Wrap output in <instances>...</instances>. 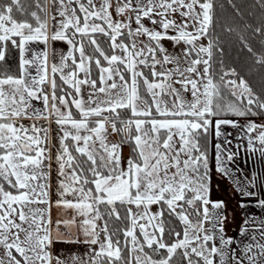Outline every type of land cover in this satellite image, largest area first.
Instances as JSON below:
<instances>
[{
  "label": "crops",
  "instance_id": "crops-1",
  "mask_svg": "<svg viewBox=\"0 0 264 264\" xmlns=\"http://www.w3.org/2000/svg\"><path fill=\"white\" fill-rule=\"evenodd\" d=\"M76 1L47 0L46 23L40 27L14 23L7 14L0 16V60L7 39L18 36L20 49V76L0 78V169L12 178L20 190L14 196L20 197L22 201L38 202L37 196L45 195V184L47 202L50 196H55L54 200L51 198L52 226L49 221L47 223L51 237L48 235L46 240H37L36 249L27 255V261L14 250L22 259V262H18L20 264H87L90 258V263L99 264L100 255L118 258L119 250L111 245L96 206L102 201L124 202L132 223L129 202L146 200L138 197L134 188L135 170L143 169L144 165L143 154L137 144L138 131L135 145L141 165L130 162L128 148L118 140L113 122L107 119L96 120L98 116L105 117L110 111L126 105L116 104L100 109L96 101V109L82 112L74 107L78 95L73 99L55 93L53 76L59 77L72 89L70 82L74 81L75 93L78 92L76 88L80 80L73 70L67 71L66 65L72 63L75 50L78 54L75 68L82 61L89 72L88 57L81 47L74 48L66 36L67 29L75 34L109 31L113 35L110 39L112 47L118 45L116 41L112 45V41L119 40L121 31L128 34L131 30L132 36L134 33L140 34L152 41L153 37L156 39L172 35L169 29L171 22L164 23L163 15L167 13L166 10L176 11L177 6L179 9L180 0H96L104 12L97 14L94 4L95 13L92 15L81 11ZM74 6L80 12V21ZM162 6L168 8L163 12ZM54 43L56 49L52 55L51 47ZM120 47L121 57L129 59L132 52L125 45V48ZM116 54L114 51L106 61L107 66L119 62ZM52 58L56 62L54 65ZM70 104L79 119L72 117ZM151 123L148 122L149 138L155 137ZM127 126L124 125L121 130L124 139L123 128ZM249 131L243 127L241 135L232 136L230 133V138L211 143L212 164L229 184V193L234 196L237 205L233 219H238L235 225L232 223L227 227L224 222L227 204L221 198L209 197L212 203V239L206 241L210 255L204 256L203 261L207 264H264V144L260 139L252 138ZM159 134L164 139L159 141L161 146H166L168 140L177 136L173 130H159ZM67 140H71L75 150L96 166L97 173L92 181L96 196L83 187L79 174L73 168ZM10 152L13 153V161L8 160ZM125 166L128 171L124 169ZM24 175L38 180L31 191L32 197L37 194L35 199L22 196L25 188L19 181L24 179ZM200 202L205 221L203 202ZM0 205L8 209L10 205L16 211L12 201L4 203L1 199ZM157 219L160 220V212ZM160 230V224L153 226L156 242L151 244L157 243L156 236Z\"/></svg>",
  "mask_w": 264,
  "mask_h": 264
},
{
  "label": "rangeland",
  "instance_id": "rangeland-1",
  "mask_svg": "<svg viewBox=\"0 0 264 264\" xmlns=\"http://www.w3.org/2000/svg\"><path fill=\"white\" fill-rule=\"evenodd\" d=\"M13 1L15 2V0ZM92 1L77 0L76 2L81 11H86L90 15L95 13L94 4L97 14L104 12L96 0ZM179 4L180 8L177 9V6L176 11H174L175 9L166 10L168 6H162V11L166 10V14H170L169 16L163 15L165 17L163 22H171L169 26L171 28H168L172 35L156 39L153 37L152 41L155 46L152 41L140 34L135 35L134 33L132 36L130 30L128 37L131 49L127 50L132 54L129 59L125 60L121 57L122 48L120 45L125 48L120 43L121 41L113 40L112 45H115V41L118 44L113 47H115L114 51L117 53L116 58L119 62L106 65L104 70H100L103 67H98L101 72L95 81L91 78L88 67L80 61L75 68L76 76L80 80L76 88L77 93H75L74 81L70 82L73 87L71 89L75 93L73 99H76V95H78L74 107L79 108L82 112L96 109L97 105L94 102L97 101L100 109L106 106L125 104L132 115L150 116L153 111L158 115L175 113L190 116L191 119L201 118V121L188 118L172 121L149 120L152 121L151 130L155 136L153 138L147 137L148 128L146 125L149 121H127L128 126L123 128V135L126 139L131 127H134L139 133L137 144L143 154L144 165L143 169L135 170L134 188L138 197L146 199L143 202H129L133 223L131 224V227L133 225L132 229L131 227V230L129 229L131 237H129L128 231L125 233L129 238V264L132 261L136 264H167V260L162 259V254L152 258L144 252L142 244L135 234L137 231L148 246L152 242H156L153 226L161 225L160 220L157 219V214L159 215L160 212V200L165 201L169 210L176 215L182 226L183 237L175 243L173 249H169L170 254L176 248L184 250L186 246H189L187 248H191L190 250L195 255L203 258H201L202 260H204V256H209L206 244L208 239H212L210 233L212 203L209 197L218 200L221 198L225 201V205L227 204V217L224 220L227 227L232 223L235 225V221L238 219H233L237 205L234 196L229 193V184L217 173L212 164L211 143L230 138V133L232 136L239 135L243 127L250 130L252 138H258L263 143L261 137L264 131V118H258L250 108L254 95L249 91L245 82L236 80L232 70L223 72L217 81L213 82L209 79L205 58L209 44L204 34L208 24L209 0L204 3H198L197 0H180ZM75 8L77 9V7H74V11ZM45 13H47V0ZM94 21L98 22L97 19ZM45 23L46 21L39 22L36 27L45 25ZM164 27H166L165 24ZM105 33L110 34V39L113 36L109 31ZM52 45V50L50 47L49 50L53 55L56 44ZM79 47L82 48L81 45ZM113 47L112 52H114ZM96 49L105 62L113 55L112 53L110 57H105L97 46ZM74 55L78 58L76 50L71 59V62L76 64L78 62L75 61ZM51 61L53 65L56 63L54 58ZM62 64L64 65V61ZM66 65L67 71L70 70L69 63ZM120 66L127 71V76L122 74ZM140 66L148 69L152 77H158L159 80L145 79L141 74ZM141 84H143L144 93L148 98L147 101L142 98L140 93L139 86ZM210 113L212 114L211 118H203V115ZM224 128H227L228 131ZM159 130H173L177 136L168 140L166 146H161L159 141L162 142L164 139L160 134L158 135ZM196 130H201L202 134L207 133V142L205 140L202 143L199 142L197 138L199 133L196 134ZM7 132L10 133L9 130ZM235 140L238 141L237 137ZM230 146L232 147L231 144ZM194 150L197 152L195 155L192 153ZM13 159V153L10 152L8 160L13 161ZM95 169L94 165L93 171ZM124 169L128 171L127 166ZM2 173L1 168L0 176H3L9 183L7 175ZM77 173L81 183H84L85 178L82 172L77 171ZM23 178L19 181V184L21 183L25 188V193L22 196L31 199V191L38 180L27 175H24ZM46 186L47 184L44 188L45 195L40 197L38 195L37 200L39 201L33 203L20 200V197L14 196L16 194L4 193L0 188V200L2 199L4 203L12 201L13 207L16 209V211L12 210L10 205H8L9 209L0 205V264H20L19 261L12 258L11 249L18 252L27 261V255L36 249L37 240H46L48 235L51 237L50 230L48 233L47 223L49 221L50 227L52 226L51 198L54 200L55 196H50L47 202ZM184 190H188L191 194L189 200L191 208H194L195 200H202L206 214L205 221H203L202 207L199 223L190 221L188 216L182 212L181 199ZM36 195L32 198L35 199ZM167 195L168 197H166ZM140 220L141 222L138 223ZM161 230L157 234L161 233ZM154 244H156L157 251V248L162 246L158 241ZM89 260L91 258L86 263L93 264Z\"/></svg>",
  "mask_w": 264,
  "mask_h": 264
},
{
  "label": "trees",
  "instance_id": "trees-1",
  "mask_svg": "<svg viewBox=\"0 0 264 264\" xmlns=\"http://www.w3.org/2000/svg\"><path fill=\"white\" fill-rule=\"evenodd\" d=\"M197 1L198 3L206 2V0ZM209 3L208 24L204 31L209 44L208 53L205 55L209 79L213 82L217 81L223 75V72L232 70L234 73L233 77L236 80L244 81L249 91L254 95L250 108H252L258 118H264V0H209ZM45 9L46 0H15V2L13 0H0V16L8 14L10 21L18 24L26 23L31 27H36L39 22L44 23L46 21ZM75 12L80 21L81 16L76 8ZM66 36L70 38L74 48L82 46L89 60L91 78L97 81L99 75L98 67H105L106 62L96 49V46L103 52L105 57H110L113 53L110 44V34H75L67 29ZM118 37L130 50L131 45L128 34L121 31ZM157 52L160 55L158 50ZM74 57L77 62V56L74 55ZM68 67L75 72L73 63L69 62ZM120 67L122 74L127 76V71L122 66ZM140 70L145 79L149 81L159 80L158 77H152L150 71L143 66H140ZM19 76V37L13 36L5 41L4 55L0 60V78H18ZM53 80L55 93L75 98L74 91L59 77L54 75ZM139 89L142 98L147 101L148 98L144 93L143 84L139 86ZM70 107L72 117L79 119V115L71 104ZM211 117V113L203 115V118ZM186 118L191 119L187 115H158L153 111L150 116L132 115L127 107H124L110 111L105 117L98 116L96 120L107 119L113 122L118 140L128 148L130 161L140 165L141 160L134 142L136 137L135 128H130L127 139H124L121 135V128L127 124V121L144 120L148 122L154 119L178 120ZM191 120L201 121V118L196 117ZM88 123H91V121H88ZM146 128H148V124ZM195 133H199L197 138L200 143L204 140L207 142V133L202 134L201 130H196ZM261 138L264 143V131ZM67 145L73 159V168L78 172H82L85 178L84 183H82L83 187L96 196L92 181L95 179L97 169L93 171L94 164L75 150L71 140H67ZM192 153L195 155L197 152L194 150ZM101 174H105V172ZM8 180L9 183L3 176H0V188L2 191L10 194L20 193L12 178L8 177ZM190 196V192L184 190L181 199V210L188 216L190 221L199 223L201 203L200 200H195V207L191 208L189 205ZM159 206L162 230L161 233L157 234V241L162 246L157 248V251L156 244L146 245L136 231V237L142 244L143 251L152 256V258L162 254V259H166L167 264H207L187 247L184 250L176 248L170 254L169 249H173L175 243L179 242L183 237L182 226L176 215L169 210L164 200L159 201ZM96 208L104 222L111 245L119 250V256L116 259L100 255L99 264H129V238L125 233L129 231L132 223L125 203L120 201L112 203L100 202ZM10 253L13 258L22 262V259L14 250L11 249ZM131 264L136 263L132 261Z\"/></svg>",
  "mask_w": 264,
  "mask_h": 264
}]
</instances>
